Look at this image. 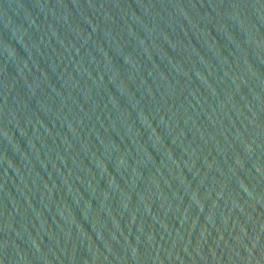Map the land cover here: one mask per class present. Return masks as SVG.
<instances>
[{"label": "water", "instance_id": "1", "mask_svg": "<svg viewBox=\"0 0 264 264\" xmlns=\"http://www.w3.org/2000/svg\"><path fill=\"white\" fill-rule=\"evenodd\" d=\"M0 264H264V0H0Z\"/></svg>", "mask_w": 264, "mask_h": 264}]
</instances>
